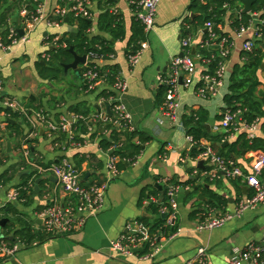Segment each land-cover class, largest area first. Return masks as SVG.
<instances>
[{
  "label": "crops",
  "instance_id": "0c3cea01",
  "mask_svg": "<svg viewBox=\"0 0 264 264\" xmlns=\"http://www.w3.org/2000/svg\"><path fill=\"white\" fill-rule=\"evenodd\" d=\"M38 1L45 4L48 12H52L61 2V0ZM193 1H161L154 26L147 37L149 46L134 67L129 65L127 58L128 40L132 34L135 18L134 11L127 0H113L110 6L114 13L120 15V23L126 34L124 38L117 40L105 34L111 39L115 53V58L105 65L106 69L111 65L117 66L127 81V89L120 95L132 115V125L136 133L133 141L141 144L142 150L134 160H125L119 175L109 183L103 209L90 216L82 229L64 235H45L43 220L38 215L39 211L50 203L63 204L69 198L50 172L39 174V178L33 183L29 180L31 189H34V194L29 195V198L7 202V194L11 189L23 184L26 175L36 171L32 164L34 161L50 165L68 158L76 168L78 162L81 163L79 173L83 183L90 184L95 179H104L107 175L108 153L102 148L101 135L94 138H90L88 134L83 136L79 127L74 137L83 136L85 140L80 144L69 133L50 136L46 126L41 124L34 114L28 117L18 113V118H6V112H0V120L6 122L9 118L15 120V123L22 125L28 137V142L24 143L22 140L20 145L19 138L5 135L6 131L11 130L7 124L4 128L0 127V176L8 169L15 170L11 181L0 184V220L7 219L5 225L12 220L15 227L20 228V220H16L19 215V219L27 221L35 232L42 234L28 242L20 235H16L15 231L8 233L4 229L5 226L0 224V235L4 239L24 245L14 257L1 261L0 264H187L201 245L209 249V264H229L248 243L261 244L264 236V203L256 209L246 210L241 217L232 218L220 227L204 231L195 229L199 220L209 211L214 195L221 198L223 203H217L212 208L232 212L240 199L253 194V188L242 177L232 178L221 172L217 176L209 177L213 166L205 161L204 167L199 165L202 161L198 158L200 148L189 143L186 139L187 132L171 125L162 111L166 89L158 83V75L169 71L172 59L183 52L182 38L186 37L184 31L188 28L192 30V35L189 37H192L196 44L201 42L203 32L206 31L205 27H197L196 22L192 24L187 20L201 14L200 11L190 9ZM200 1L204 5L208 3V0ZM235 1L232 8L230 5L224 8L223 23L219 25V29L229 35L227 37L233 41L226 60L225 82L220 93L216 96H201L200 80L197 76L193 84L182 85L180 88V120L184 122V116H195L196 113L202 112L203 116H206L204 124L212 136H222L226 133L224 129L218 128L221 125L224 109L227 107L224 97L229 92L235 66L243 64L246 60L242 54L243 44L248 39H255V32L261 21L260 16L264 12L256 14L250 28L239 34L232 27V21L239 11L237 9L239 6L243 11V5L239 0ZM97 3L93 1V9L98 11V16L101 10L97 7ZM62 31L71 34L77 31V27L66 22ZM49 32L46 24L36 25L31 32V41L17 46L5 56L0 64L2 98L16 99L26 108L29 100L33 99L36 105L43 106L39 110H43L53 120H58L60 114L68 112L70 105L78 103L88 108L91 115L99 112L112 116V105L108 101L102 102L104 97L99 95L104 90L114 91L106 85H101L95 90L85 88L82 76L83 64L80 65L79 73L74 70L80 79L78 89L64 90L56 87L54 81L44 80L39 76L37 63L47 62L42 59V54L46 50L51 54L50 51L55 49L53 46L47 48L44 46V40ZM193 49H196V45L192 47V53ZM193 54L196 55V50ZM68 70L65 69L64 74ZM258 76L261 81L258 93L262 98L264 62L258 71ZM60 98L63 99L62 106L58 101L56 104L50 101ZM260 117L258 136L264 137L262 127L264 116ZM97 127L98 125L95 124L90 132L97 130ZM114 128L117 129L116 126ZM102 132L110 136L111 129ZM141 133L143 137L149 136L150 139L142 143L139 138ZM239 134L225 136L222 142L203 137L201 143L211 145L220 154L221 149L234 141ZM9 146L11 151H8ZM26 146L30 148L28 156L23 154ZM193 150L197 151V154L193 153ZM255 151L257 150L243 151L240 155L234 156L233 165L241 167L245 173L250 174ZM258 151L264 152L263 149ZM121 160L119 158V162ZM261 177L264 180L263 174ZM164 178H170L172 183L185 186L177 197V224L182 228L183 233L171 240L154 260L125 256L113 250L111 242L131 232L128 229L129 223L140 222L144 217L149 221L148 223L144 221L142 224L149 227L154 223L155 217L148 210L151 202L146 204L145 200L154 189L161 192L168 191ZM36 186L39 187L37 191ZM161 202V194L158 193V203ZM7 205H11V208L7 207L4 212L3 208ZM15 212H18L17 216Z\"/></svg>",
  "mask_w": 264,
  "mask_h": 264
},
{
  "label": "built area",
  "instance_id": "2783aa9c",
  "mask_svg": "<svg viewBox=\"0 0 264 264\" xmlns=\"http://www.w3.org/2000/svg\"><path fill=\"white\" fill-rule=\"evenodd\" d=\"M35 1L34 10H30L27 4H23L20 9L22 17L21 28L24 31L22 35L19 33V28L14 25L8 27L9 43L0 34V64L14 48L31 41V32L36 25L44 23L50 30L44 40L46 48L50 46L55 49L68 48V43L65 39L66 33L62 31L66 24V18L70 15L75 18L83 17L93 23L98 13V11L93 9V0H61L52 12L46 10L44 3L38 0ZM161 1L127 0L128 5L134 11L135 18L143 25L146 35V39L141 41L140 48L137 51L133 52L129 49L127 52L128 62L132 67L139 63L143 52L149 46L147 37L154 26ZM204 27L209 32V40L219 38L211 21L206 22ZM247 29L242 28L239 34ZM96 31V27L92 26L87 30V33L94 34ZM258 36L260 37L261 33ZM209 40H206L204 45H207ZM195 45L197 44L192 37L186 36L182 38V55L175 56L172 59L169 71L165 74H159L157 77L158 83L166 89L162 106L163 114L171 125L178 126L184 131H186V126L179 118L181 86H190L197 76L200 80L199 93L201 96L218 95L225 82L226 60L229 57L233 41L230 37L221 38L217 54L219 63L214 74L206 70H208L211 60L216 58V56L213 55L211 58H206L198 54L194 55L191 52V48ZM96 46L98 49L101 48V46ZM254 48L255 39H248L243 44L244 51L252 52ZM114 58V52L100 53L99 51H89L86 54V62L83 64L82 69L86 88L95 90L101 85H106L115 93L108 98V102L112 105L113 115L108 116L99 112L96 115H91L89 117L90 122H92L90 130L99 122L102 125L112 123L114 127L116 126L117 129L124 132H134L132 115L120 95L127 89V81L119 69L112 73L111 68H105V64ZM42 59L47 62L50 61L51 54L47 50L44 51ZM1 88L0 83V104L20 115L27 116V108L18 100L2 98ZM103 101L105 102L106 99L102 98ZM247 112L248 109L244 106L236 105V109L226 107L223 112L221 125L218 128L229 132V136L245 132L246 138L249 141H253L258 137L261 117L258 116L253 120H249L246 118ZM5 115L6 118L10 116L7 113ZM34 116L41 124L46 126L50 136L54 137L57 133H69L73 139L79 128L76 126L77 121L86 119L81 114L66 111L60 114L58 120L51 119L43 110L35 112ZM6 124L5 120H0L1 128H4ZM186 139L189 143L200 148L198 158L213 166L212 176H217L221 172L232 178L242 177L253 188V194L240 199L232 212L209 207V211L196 224V230L204 231L220 227L232 218L241 217L246 210L256 209L264 203V180L261 177L264 170V152L257 150L253 153L252 172L247 174L241 167L233 165V162L226 160L211 145L202 144L201 141L197 142L192 135L187 133ZM116 148L117 146L114 145L107 150V175L104 179L93 181L90 184L83 183L79 170L68 158H63L50 165L32 162L38 174L52 173L62 189L69 195L65 203H50L39 211L38 215L43 220V226L47 233L50 235H64L82 229L90 216L97 214L103 209L109 183L119 175L117 165L120 157L113 154ZM23 154L25 156L30 154L29 146L25 147ZM163 180L168 185L169 196L168 203L163 204L160 208L161 214H166L164 229L151 232L148 226L140 222L129 223L128 229L131 232L117 240H113L111 242L113 250L125 256H139L143 259L154 260L171 240L183 233L182 228L177 224V197L185 186L172 183L170 178H164ZM23 200L25 199L22 198L20 188H13L7 194V202ZM150 202H158V197L152 195L145 200L146 204ZM23 247V243H13L0 235V262L14 257ZM187 264H209L208 247L205 245L198 246L195 255L187 261ZM229 264H264V236L261 244L248 243Z\"/></svg>",
  "mask_w": 264,
  "mask_h": 264
},
{
  "label": "trees",
  "instance_id": "16d2710c",
  "mask_svg": "<svg viewBox=\"0 0 264 264\" xmlns=\"http://www.w3.org/2000/svg\"><path fill=\"white\" fill-rule=\"evenodd\" d=\"M97 1V7L101 10L100 14L96 17L93 23L87 18L74 16H68V20L72 25H76L77 31L72 32L71 34H66L65 39L68 43V48L61 49H52L51 52V60L49 62L41 63L38 62L36 68L38 70L39 76L48 81H56L60 80L64 75L65 69L64 65L69 64L74 60L73 54L70 52L69 48L71 46L74 47L75 51L84 55L89 51H99L100 53H113L112 42L111 39L107 38L105 34H109L112 39H122L125 37V29L123 25L120 23V15L118 13H114L110 6L113 4V0H93ZM35 0H0V34L3 36L4 40L9 43L8 40V27L10 25H14L17 28H20L22 25V17L20 15V9L23 4H27L30 10H34ZM236 3L235 0H208L207 4H202L200 0H194L190 9L192 11H200L201 14L195 18L187 19L190 23H195L197 27H203L205 22L211 21L214 24V30L219 35V38L209 40V32H203L202 42L196 45V55H201L202 57L211 58V56H216V58L212 59L208 65L207 72L214 74L219 63V57H217L219 51V43L222 37H227L229 35L224 34L221 29H219V25L223 23L222 15L224 14V8L227 5H230L232 8ZM239 11L237 12L236 17L233 18L232 27L235 31L240 32L242 28H250L252 22L254 20V16L264 11V0H257L253 9L250 13L243 12L241 10V6L237 8ZM261 21L258 24V28L255 32V48L252 52L243 51V56L246 58L243 64H238L235 66V69L231 76V84L229 87V92L225 95L224 100L227 104V107L236 109L237 106L247 107L248 112L246 113V118L249 120H253L258 116H264V95L262 98L259 97L258 88L261 85L260 78L258 76V71L261 68V65L264 62V12L260 16ZM96 27V33L88 34L87 30L92 27ZM185 36H191L192 30L188 28V30L184 31ZM261 33V36L258 35ZM146 39L144 27L139 20L134 18L132 34L128 40V49H131L133 52L137 51L140 48L141 41ZM209 40L207 45H204V42ZM101 46L100 49L96 46ZM192 52V48H191ZM106 66V65H105ZM111 68V72H116L118 67L115 65L109 66ZM106 68V67H105ZM112 79V77H111ZM164 87V86H163ZM86 88V85H85ZM165 88V87H164ZM162 90V89H161ZM115 94L114 92H106L104 90L99 95L100 97H104L106 103L108 98ZM7 98V97H4ZM52 103L58 104L62 106L63 99L50 100ZM66 103V102H64ZM43 108V106L36 105L35 100L30 99L27 107V116L31 117L34 112ZM5 111L7 114H10L11 118H18V113L10 110L8 107H4L0 105V112ZM68 112L74 114H81L86 117L85 120H78L76 126L81 128V134L84 136L88 134L90 138H94L98 135H101V145L104 150H108L111 146H119L113 152L114 155L120 157L122 160L118 163V170L121 171V166L126 161H132L138 156L142 150L141 144H136L133 141L135 136V132H123L119 129L114 128L112 123H108L106 125H102L101 123H97V130L90 132V126L92 125L89 120L91 116V111L83 107L82 104L70 105L67 109ZM98 113V112H97ZM197 117V119H196ZM184 124L186 126V132L189 135H192L193 138L199 142L203 137L208 138L212 141H223V137L228 136L229 132H226L225 135L222 136H212L208 131L204 124L206 120V116H203L202 112L196 113L195 116L186 117L184 116ZM102 125V126H101ZM7 127L10 128L9 137L19 138L22 145V140L24 143L28 142L27 134L24 133V129L19 123H11L7 122ZM264 130V123L262 125ZM111 129L110 136H107L102 132L103 130ZM101 131V132H99ZM15 133V134H14ZM83 136L78 135L74 138V140L80 144L84 142ZM143 133L139 134L140 140L143 142L147 141L149 136L143 137ZM126 137V138H124ZM141 143V142H140ZM264 150V137L258 136L253 141H249L246 138V133H241L238 137L230 142L227 146L221 149L220 154L226 158V160L233 162L234 156L240 155L243 151L248 150ZM197 154V151L193 150V153ZM80 162H78V170L80 167ZM15 170H6L0 176V184H6L11 181ZM264 176V170L262 172ZM26 180L17 188H20V192L22 194V198L27 199L29 195L34 194V189L30 187V181L33 183L36 179L39 178V174L36 171H32L29 175H26ZM30 180V181H29ZM100 179H95L94 181H98ZM93 182V181H92ZM191 182V181H189ZM158 193L161 194V204L158 202H151L148 210L155 217L154 223L150 224L149 228L151 232L158 231L160 229H164L165 218L162 217L163 214L160 213V208L163 204H167L169 200L168 191L165 190L161 192L158 189H154L150 196L158 197ZM147 196L149 198L150 196ZM214 200L210 203L211 207H215L217 203L222 204L221 198L214 195L212 197ZM7 207L11 208V205H7L3 208L4 212ZM18 212H15L17 216ZM16 218V220H20V228L15 227L14 222L9 221L4 229L9 233L10 231H15L16 235H20L22 239H25L28 242H31L38 236H42L41 233L35 232L31 225L24 220ZM147 222L149 219L144 217L141 219L140 223ZM7 234V233H6ZM45 235H50L45 231ZM45 237V236H44Z\"/></svg>",
  "mask_w": 264,
  "mask_h": 264
},
{
  "label": "water",
  "instance_id": "95a60500",
  "mask_svg": "<svg viewBox=\"0 0 264 264\" xmlns=\"http://www.w3.org/2000/svg\"><path fill=\"white\" fill-rule=\"evenodd\" d=\"M239 1H240V2L242 3V5H243V12L250 13V12L252 11V9H253V5H254V3H255L257 0H239ZM66 20H68V17L66 18ZM90 21H91V20H90ZM91 23H92V21H91ZM19 33H20V35H22V34L24 33V31H23L22 28H19ZM69 50H70V52L73 54V56H74V60H73V62H71V63H69V64H65L64 67H65V69H67V70H68L69 68H71V69L75 70L77 73H79V72H80V69H81L80 65H82V64H84V63L86 62V54H84V55H80V54H78V53L75 51V49H74L73 46H71V47L69 48ZM194 52H195V49H193V53H194ZM180 55H182V53H181ZM8 121L11 122V123H15V120H12V119H10V118L8 119ZM9 145H10V144H9ZM8 151H11L10 146H9ZM203 164H204V160H202V161L199 162V165H200V166H203ZM203 167H204V166H203ZM208 176L210 177V176H212V175L209 174ZM38 188H39V187L36 186V187H35V190L37 191ZM162 217H163V218H166V214H163ZM6 221H7V219H2V220H0V224H1V226H5Z\"/></svg>",
  "mask_w": 264,
  "mask_h": 264
},
{
  "label": "rangeland",
  "instance_id": "374dc122",
  "mask_svg": "<svg viewBox=\"0 0 264 264\" xmlns=\"http://www.w3.org/2000/svg\"><path fill=\"white\" fill-rule=\"evenodd\" d=\"M54 84L58 88H64L66 89H78L80 86V79L78 74L72 70L69 69L60 80L54 81ZM9 134L8 131L5 132V135Z\"/></svg>",
  "mask_w": 264,
  "mask_h": 264
}]
</instances>
